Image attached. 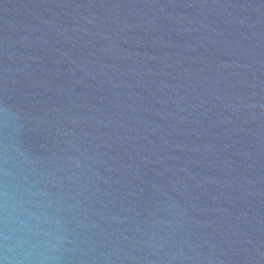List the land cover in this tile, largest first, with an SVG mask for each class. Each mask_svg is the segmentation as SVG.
Instances as JSON below:
<instances>
[{
    "label": "water",
    "instance_id": "1",
    "mask_svg": "<svg viewBox=\"0 0 264 264\" xmlns=\"http://www.w3.org/2000/svg\"><path fill=\"white\" fill-rule=\"evenodd\" d=\"M5 203L59 264H264V0H0Z\"/></svg>",
    "mask_w": 264,
    "mask_h": 264
},
{
    "label": "clouds",
    "instance_id": "2",
    "mask_svg": "<svg viewBox=\"0 0 264 264\" xmlns=\"http://www.w3.org/2000/svg\"><path fill=\"white\" fill-rule=\"evenodd\" d=\"M36 207L40 208L39 212L26 210L24 213L33 223L23 227V238L16 240L14 246L6 243L11 237L0 233V264H59L61 222L59 218L49 216L41 205ZM0 211H6V203L0 204ZM20 223L24 225L23 221Z\"/></svg>",
    "mask_w": 264,
    "mask_h": 264
}]
</instances>
